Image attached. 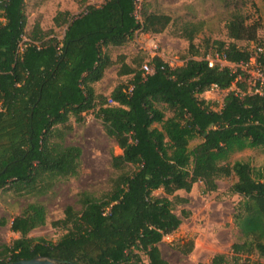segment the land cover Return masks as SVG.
<instances>
[{
    "label": "trees",
    "instance_id": "16d2710c",
    "mask_svg": "<svg viewBox=\"0 0 264 264\" xmlns=\"http://www.w3.org/2000/svg\"><path fill=\"white\" fill-rule=\"evenodd\" d=\"M25 1L0 0V190L44 194L56 179L76 176L81 148L63 139L73 128L71 118L82 124L89 111L121 154L111 157L117 175L105 195L80 193L81 210L67 206L51 222L63 231L56 241L29 236L46 224L47 212L28 203L9 221L19 237L0 244V263L42 255L63 264H169L159 243L180 226L175 208L188 202L176 192L198 182L214 192L219 179L234 176L240 240L230 255L217 253L198 264H263L251 257L264 259V173L256 176L249 161L229 157L264 149V92L247 93L245 79L236 81L227 67H209L205 58L174 67L155 56L148 60L154 73L143 75L140 56L130 64L121 57L118 74L131 78L109 96L96 94L93 84L115 63L107 48L124 45L136 31L161 33L171 17L146 4L138 9V0H103L78 14L57 11L54 28L36 22L24 40ZM226 27L231 41H215L214 50L230 62L247 61L250 51L235 41L257 42L258 26L237 6ZM55 28H64L62 38ZM199 31L192 23L182 26L193 56ZM213 84L227 90L219 110L200 96ZM196 138L201 141L190 148ZM7 223L0 217V226ZM192 248L193 242L180 249L189 254Z\"/></svg>",
    "mask_w": 264,
    "mask_h": 264
},
{
    "label": "rangeland",
    "instance_id": "374dc122",
    "mask_svg": "<svg viewBox=\"0 0 264 264\" xmlns=\"http://www.w3.org/2000/svg\"><path fill=\"white\" fill-rule=\"evenodd\" d=\"M229 1L230 4L226 5V0H138V9L142 4H146L151 12L167 14L172 21L161 33L148 34L136 31L124 45L108 47L107 52L115 63L105 71L101 80L93 84L96 94L109 96L116 85L131 78L118 74L121 57L129 64L140 56L144 57V62H148L149 49L152 48L158 57L174 67L182 65L191 57L197 59L210 57L215 51L213 47L215 41L225 43L231 41L226 24L230 13L237 6L247 16V23H254L259 29L257 42L242 40L235 41L236 44L251 50L257 44L264 43V0ZM102 2L103 0H26L27 26L24 40H27V34L36 22H39L43 29L54 28L53 17L59 10L78 14L87 5ZM187 23L200 27L193 40L194 49L198 51L197 56L192 55L193 50L182 37V26ZM55 31L57 36L62 38L64 28H55ZM226 93L227 90H220L204 94L202 98L210 102L213 109L219 110ZM169 115L167 112L166 116ZM71 123L73 128L66 132L63 143L81 148L78 174L56 179L44 194H16L11 190L1 189L0 217L5 218L8 223L0 226V244H10L19 237L18 233L10 230L9 221L28 203L38 202L47 212L46 224L32 230L29 236L56 241L63 231L52 227L51 222L62 218L67 206H72L77 211L81 210L78 201L80 193L86 192L99 198L111 189L112 180L117 175V171L111 166V157L113 154H121V150L114 140L106 135L101 120L91 111L85 114L82 124L75 123L73 118ZM200 141V138L192 140L189 147L192 148ZM235 160L249 161L256 176L258 173H264V149L261 147L235 152L229 157V162ZM235 180L234 176L219 179L217 190L214 192H204L201 182L195 183L189 192L184 190L176 192L187 198L188 202L175 208V213L181 219L180 226L165 235L159 243L161 254L169 264L209 263L217 253L230 255L231 245L240 240V234L233 221L235 208L240 201V197L231 190ZM154 194L160 196L163 192L157 190ZM183 210L188 212V216H184ZM191 242H193L191 252L183 253L181 246L186 247ZM251 258L264 264V259L257 258V255Z\"/></svg>",
    "mask_w": 264,
    "mask_h": 264
},
{
    "label": "built area",
    "instance_id": "2783aa9c",
    "mask_svg": "<svg viewBox=\"0 0 264 264\" xmlns=\"http://www.w3.org/2000/svg\"><path fill=\"white\" fill-rule=\"evenodd\" d=\"M153 47L155 49V46ZM249 51L250 55L248 60L238 63L228 61L226 56L217 50L213 51L210 57L205 58V60H207L209 67H227L231 72L236 73V81L245 79L247 93L261 95L264 92V44H257ZM149 56L150 59L157 56L152 48L149 49ZM141 70L143 75H152L155 71V68L148 62H143ZM235 82L230 87L231 90H233L232 87L236 88ZM218 91H220L218 86L213 84L200 96L202 97L204 94Z\"/></svg>",
    "mask_w": 264,
    "mask_h": 264
},
{
    "label": "water",
    "instance_id": "95a60500",
    "mask_svg": "<svg viewBox=\"0 0 264 264\" xmlns=\"http://www.w3.org/2000/svg\"><path fill=\"white\" fill-rule=\"evenodd\" d=\"M0 264H63V262L55 258L38 255L31 259H24L16 262H6Z\"/></svg>",
    "mask_w": 264,
    "mask_h": 264
}]
</instances>
